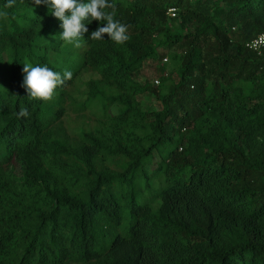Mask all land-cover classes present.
I'll return each instance as SVG.
<instances>
[{"label": "trees", "instance_id": "16d2710c", "mask_svg": "<svg viewBox=\"0 0 264 264\" xmlns=\"http://www.w3.org/2000/svg\"><path fill=\"white\" fill-rule=\"evenodd\" d=\"M7 2L0 264H264V0H113L130 39L79 48ZM25 65L73 77L42 101Z\"/></svg>", "mask_w": 264, "mask_h": 264}, {"label": "clouds", "instance_id": "9594fccd", "mask_svg": "<svg viewBox=\"0 0 264 264\" xmlns=\"http://www.w3.org/2000/svg\"><path fill=\"white\" fill-rule=\"evenodd\" d=\"M50 5L51 15L62 21L61 27L63 33L60 36L68 44H73L75 47H81V42L85 41L83 34L88 32L87 24H91L93 20L106 22V26L98 28L91 34V39L95 41L103 40L105 34L118 45H123L130 39L127 35V25L114 20V10L117 5L109 0H89L88 3H78V0H44ZM15 0H8L6 7L11 8ZM34 3L39 6L42 0H34ZM112 9V12L107 11ZM70 13V15H68ZM4 18H7L8 13L4 12ZM24 83L29 93V97L51 101L55 94L58 85H62L65 80H71L72 72L65 71L63 79L57 72L52 71L47 66H24ZM20 117H27V108L21 107L18 113Z\"/></svg>", "mask_w": 264, "mask_h": 264}, {"label": "built area", "instance_id": "2783aa9c", "mask_svg": "<svg viewBox=\"0 0 264 264\" xmlns=\"http://www.w3.org/2000/svg\"><path fill=\"white\" fill-rule=\"evenodd\" d=\"M170 14L172 16H175V9H171ZM246 47L249 50L257 53L258 55H261L264 51V32L259 36H257L256 38H254L253 40L249 41L246 44ZM155 83L159 84V81H156Z\"/></svg>", "mask_w": 264, "mask_h": 264}, {"label": "rangeland", "instance_id": "374dc122", "mask_svg": "<svg viewBox=\"0 0 264 264\" xmlns=\"http://www.w3.org/2000/svg\"><path fill=\"white\" fill-rule=\"evenodd\" d=\"M164 63H166V64H168V66H170V59L164 60ZM155 73L156 72L154 70H151V69L147 71V74L151 75V76H155L156 75ZM88 79H89V76H85L84 80H88ZM156 85H158V84H156Z\"/></svg>", "mask_w": 264, "mask_h": 264}]
</instances>
